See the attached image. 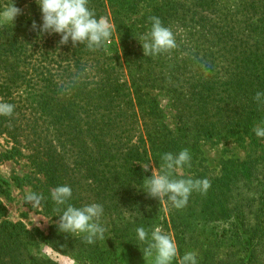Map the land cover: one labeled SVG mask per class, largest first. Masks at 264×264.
<instances>
[{
	"label": "trees",
	"instance_id": "1",
	"mask_svg": "<svg viewBox=\"0 0 264 264\" xmlns=\"http://www.w3.org/2000/svg\"><path fill=\"white\" fill-rule=\"evenodd\" d=\"M89 5L97 18L100 11H111L121 51L109 57L103 55L104 45L90 50L92 79L80 70L82 58L75 56L76 69L72 73L63 69L73 78L70 95L64 93L63 81L55 82L41 71L43 84L31 85L22 106L8 100L15 75L1 79L7 84L0 89L1 102L15 107L11 116L0 115V136L11 143L0 152V162L26 152L39 175L31 184L44 198L39 206L52 220L47 233L39 236L63 254H72L83 237L59 230L61 213L53 209L66 206L51 199L55 187L70 186L68 203L78 208L98 203L103 214L113 218L121 207L146 212L147 204L138 198L144 180L152 175L151 164L162 166L164 153L188 149L190 165L194 164L187 169L189 178L208 179L200 138L229 136L243 141L251 136L255 143L253 128L264 125V103L253 100L257 91L264 92V0H89ZM151 16L172 30L175 49L144 55L140 37L149 32ZM160 98L168 99L173 111L171 126L164 122ZM233 161L221 179L226 186L212 192L222 199L220 204L189 213L169 211L177 260L186 249H196L198 238L206 234L213 246L197 250V264H264V157ZM147 165L145 171L142 166ZM171 178L186 176L173 171ZM225 195L231 196L227 202ZM153 208L164 212L159 199ZM212 210L229 229L220 234L196 230L202 220L214 221ZM132 221L140 223L143 218L133 211ZM108 228L109 239L134 242L131 232L120 231L114 222ZM0 231V264H24L28 246L34 245L26 237L30 230L21 222L4 220ZM115 250L107 251L112 261Z\"/></svg>",
	"mask_w": 264,
	"mask_h": 264
},
{
	"label": "rangeland",
	"instance_id": "2",
	"mask_svg": "<svg viewBox=\"0 0 264 264\" xmlns=\"http://www.w3.org/2000/svg\"><path fill=\"white\" fill-rule=\"evenodd\" d=\"M9 3H11V0H0V8ZM14 3L16 7L22 10V14L15 18L13 24L9 22L0 25V89H6L7 87V84L3 85L1 81L6 74L11 75L12 73L15 75L11 86L13 94L8 97V100L13 99L14 103L22 106L26 102L31 85L43 84V80L39 76L41 71L51 74V78L55 82L63 81V85L66 88L64 93L67 96L70 95L69 86L73 78L68 75L65 76L63 69L69 70L71 73L76 69V62L73 61L75 56L82 58L80 70L90 74L91 79L93 78L94 69L90 68L91 60L88 56L90 50L86 45L77 43L73 47L71 40L66 45H60L58 43L61 39L59 34H40L38 31L32 30L33 21H36L37 25L42 24L41 11L36 0H14ZM88 7H91L89 3ZM99 14L100 17H106L112 25L111 37L104 43L102 49L103 55L115 56L121 51L114 32L111 11L104 9ZM53 56H57V58H52ZM3 100L4 95L0 94V102ZM158 103L164 112V122L171 126L174 122L172 120L173 111L169 107L168 99L160 98ZM251 139V136H246L243 141L235 140V138L229 136L214 137L210 138V140H206L203 137L200 138V149L204 159L201 163L210 170L208 172L209 178L207 179L210 182V187L205 194L196 190L192 191L188 197L187 205L182 209L173 207L172 203L167 199L159 200L164 211L162 214V211L153 208V203H156L158 199H150L144 189L138 200L139 202L145 201L148 207L146 212H138L121 207L114 218L113 216L102 214L99 223L106 229L104 238L96 239L93 244H88L81 240L72 254H63V252L54 250L50 245L44 243L39 236V232L47 233L52 220L43 214L40 206L33 207L31 204L24 202L25 194L34 192L32 185L39 178V175H37L26 158V152L24 151L23 155L0 162V222L4 220L21 222L28 231L30 230L31 234L26 237H30L34 241V245L28 246V256L24 255V264H33L31 259H34L36 264H154L153 257L144 258L143 250L146 244L139 241L136 229L144 227L149 232L150 237L151 231L159 226L174 240L173 230L169 221V211L171 213L174 211L189 213V211H196V208L202 210L207 209L210 205L216 206L220 204L222 199L214 197L212 192L214 189H222L221 186H226L227 182L224 183L221 179L228 166H232L233 160H245L253 155H263L264 157V138L258 137V141H255V143H251ZM10 144L9 139L5 135L0 136V152L8 150L11 146ZM151 168L152 171L154 169L156 172L162 170L161 166L155 167L153 163ZM193 168L194 164L190 166L185 164L184 167H179L174 171L178 175L186 176V178L182 179H188L191 172L187 171V169L192 170ZM229 188L230 185H227L226 190H229ZM229 195L224 196V202L229 201L231 197ZM128 208L131 209L132 206L130 205ZM133 211L143 218V222L132 221ZM210 213L214 215V221L204 223L202 220L200 225L195 226L196 230L208 229L214 233L219 231L220 234V230L229 229L228 222H222L215 218L216 211L212 210ZM111 222H114L120 231L131 232L132 235L129 237L133 238L134 242L128 244V239H109L107 229H109ZM83 236L84 234H73L72 237L81 239ZM212 240L206 234H201L197 241V248L186 249L185 253H196L197 250L212 247ZM110 248L116 249L115 261H112L107 255V251ZM219 252H223L221 247H219ZM44 261H48V263ZM171 264H178L177 257Z\"/></svg>",
	"mask_w": 264,
	"mask_h": 264
},
{
	"label": "clouds",
	"instance_id": "3",
	"mask_svg": "<svg viewBox=\"0 0 264 264\" xmlns=\"http://www.w3.org/2000/svg\"><path fill=\"white\" fill-rule=\"evenodd\" d=\"M40 11L42 24L32 22V30L40 34H59L60 45H66L71 40L72 46L77 43L86 45L89 50L100 49L111 37L112 25L106 17H96L94 9L88 7L89 0H36ZM22 10L15 6L14 0L3 8H0V25L14 22ZM151 28L149 32L140 37L143 41L142 48L145 56H156L169 52L177 47L176 38L172 30L165 27L159 17H149ZM257 103H264V92L257 91L253 97ZM14 105L0 102V115L11 116ZM257 137L264 138V125L253 128ZM163 174L152 171L150 178L144 180V191L150 197L159 200L167 199L177 209L187 205L188 197L192 191H200L205 194L210 187L207 179H173L172 172L188 164L190 166L191 156L188 149H183L177 154L164 153L161 157ZM145 171L147 166H142ZM72 196L70 186H57L51 190V199L57 206L65 205L61 211L59 207L54 208L58 215V228L64 233L84 234L83 241L93 244L96 239H103L106 229L99 223L103 214V206L98 203L85 204L76 207L68 203ZM43 196L28 192L24 196V202L33 207L39 206ZM139 241L144 242V258L153 257L154 264H171L178 256V248L172 237L166 234L161 227H155L150 234L144 227L136 229ZM178 264H197L194 252L185 253Z\"/></svg>",
	"mask_w": 264,
	"mask_h": 264
}]
</instances>
